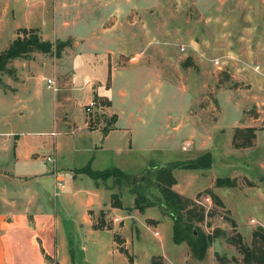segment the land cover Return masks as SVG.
I'll list each match as a JSON object with an SVG mask.
<instances>
[{
  "label": "rangeland",
  "instance_id": "rangeland-1",
  "mask_svg": "<svg viewBox=\"0 0 264 264\" xmlns=\"http://www.w3.org/2000/svg\"><path fill=\"white\" fill-rule=\"evenodd\" d=\"M248 1L136 0L133 10L137 22L136 28L131 31L134 38L130 39L125 34L119 41H112L111 47L128 46L136 52L143 51L139 55L128 53L123 60L122 66L135 68L136 63L142 61L149 65L142 74L138 73L139 77H134V72L127 73L128 78L140 79L139 85L133 84L131 87L133 94L144 97L156 92L152 85H142V81L155 79V71L164 84L152 102L148 98L137 102L147 122L141 126L140 134L132 137L131 150L122 146L114 151L112 146L115 144L111 141L105 146L103 132L98 128L89 129L85 123L93 111L86 112L84 106L95 94L91 90L94 81L86 84L84 76L99 74L102 78V70L87 65L93 57L85 52L80 53V39L71 37L65 40L66 45L55 54L53 46L59 41L56 39L50 42V52H32L28 57L13 58L7 64L1 79H6L9 86H0V112L6 111L15 133L34 132L27 136L31 144L30 152L35 156L29 167L37 173H49L53 166L77 169L88 165L93 170L118 168L128 175V180H119L114 185L115 193L124 206L121 207L126 210L116 213L130 214L136 210L135 215H132V219L122 220L111 212L105 214L104 222L110 226L114 223L122 225L124 221L122 233L130 238V245H117L115 250L114 247L110 249L109 244H104L101 249L95 250L88 244L83 251V245L73 243L70 254L75 264H150L152 255L165 254L172 260L180 259L182 252L190 255L185 242L174 243L172 219L160 207H148L142 213L134 209L130 184L144 182L146 175L143 180L140 178L149 165L162 166L174 161L195 159L206 152L211 155L210 168L173 170L176 178L173 189L191 199L198 197L197 200L203 196L210 197L204 193L205 189H210L220 198L221 206L214 204L212 199L208 208L203 206L204 220L197 223L206 235H214L206 251V260L210 257L217 264L218 254L231 259L230 264H244L238 244L227 238L240 234L242 241L250 245L253 231L257 227L264 228V104L260 102L264 100V68L254 62L247 52L252 47L248 48L246 38L250 39L256 33L255 18L253 26L246 22L250 12V8L246 7ZM106 12L99 11L100 18L95 20L77 21L69 27L70 32L80 27V31H77L80 33H76L80 35L89 30V25L96 24L98 27L100 20L106 18ZM225 30L229 33L222 35ZM8 31L6 45L13 38ZM29 33L17 30L14 37L26 38ZM181 45L185 47L184 51L180 50ZM4 47L2 43L0 50ZM108 56L110 59L111 55ZM133 56L136 57L135 61L132 60ZM219 57L226 61L222 68H217L211 62L212 58ZM255 65L259 67L258 71L253 68ZM55 69L64 70L62 74L69 73L68 86L63 83V76H57ZM45 78L54 80L57 87L55 93L45 87ZM128 78L120 82L125 84L129 82ZM2 87L10 91L13 87L16 89L4 94ZM54 97L61 98L56 112ZM131 104L134 102H128L125 110H130L128 107ZM115 105L117 107L118 104ZM83 113L84 118L78 116L83 117ZM56 115L59 118L57 121L54 118ZM71 120H75V126ZM236 125L256 129L253 145L245 148L233 146L230 136ZM135 127L139 128L137 124ZM52 129L58 132L54 138L49 136ZM54 143L56 151L53 152ZM53 153L55 159L52 163L40 158ZM72 169L61 170L64 185L61 191L65 193L64 207L75 217L84 193H72L78 189L87 191L94 179L84 174L81 180L77 178L71 185L69 171L76 173V169ZM19 171L26 173L23 167ZM218 177L232 178L235 186H215ZM48 178L42 189L52 197L53 185ZM108 179L100 178L98 183H107ZM147 187L153 194L157 193L153 185L145 184L144 188ZM144 188L140 190L142 193H146ZM57 208H60L59 205ZM115 216L118 217L117 221L113 220ZM131 220L133 222L129 229L127 224ZM154 231L158 232L159 237L153 234ZM164 264L171 263L164 259Z\"/></svg>",
  "mask_w": 264,
  "mask_h": 264
},
{
  "label": "crops",
  "instance_id": "crops-1",
  "mask_svg": "<svg viewBox=\"0 0 264 264\" xmlns=\"http://www.w3.org/2000/svg\"><path fill=\"white\" fill-rule=\"evenodd\" d=\"M249 1L246 4V7L250 8L246 22L253 26L255 18L256 33L249 37L250 39L246 38L248 48L252 47L247 52L254 62L264 68V0ZM135 6L136 0H0V45L3 43V47L6 46L8 26L10 27L8 32L13 34V38L18 29H35L41 39L48 42H53L56 39L65 41L71 37L80 39V53L85 52L93 57V60L87 65L102 70V78L99 74L98 76L95 74H85L84 76V80H89V83L94 81L91 90L95 96L92 99L97 101L94 110L92 109L91 118L85 123L89 129L98 128L103 132L102 141L105 146L110 141L114 142L115 145L112 146L114 151L121 149L122 146L129 150L132 149V137L136 134L139 135L141 126L147 122L145 114L139 109L137 102L142 98H148L152 102L164 84V80L158 77L159 75L155 71V79L142 81V85H152L156 92L152 95L151 93L145 94L144 97L133 94V91H130L131 87L135 84L139 85L140 79L131 76L128 78L127 73L134 72V77H139L138 73L142 74L143 69H148L149 65L142 61L136 63L137 67L135 68L122 66L123 60L128 53L133 52L132 55H139L143 51L136 52L128 46L111 47L112 41H119L125 34L130 39L134 38L131 31H134L137 22V15L133 10ZM251 8L255 10V13ZM103 10L108 12L104 16L106 18L100 20L98 27L96 24L89 25V30L80 35H76V33H80L77 32L80 31V27L70 32L69 27L72 24L77 21L85 22L100 18L99 11ZM226 31L222 35L229 33ZM49 34L50 37L47 36ZM78 40L75 42V47L78 45ZM160 50L163 52V49ZM109 54L111 55L110 59ZM63 71L61 69L57 71V76H63V83L68 86L69 73L62 74ZM126 77L129 82L126 81L125 84H122L120 80L123 81ZM19 80L24 82L22 79ZM3 84L9 86L8 81L6 79L2 81L0 75V86ZM15 89L13 87V90L10 91L4 90L2 87L4 94L13 92ZM60 99L54 97L55 112ZM128 102H134V104L128 107L130 110H125ZM260 102L264 104V100ZM115 103L119 106L116 107ZM6 115V111L0 112V264H75L70 251L71 245L73 243L78 245V242L81 246L83 245V251L88 244L95 250L101 249L100 247L104 244H109L110 249L114 247L115 250H117V245L128 247L131 241L122 233L125 226L124 221L122 225L114 223L104 226L105 214L114 212L115 215L120 216V219L125 220L126 218L132 219V215L136 213V210L131 211L130 214L116 213L118 210H126L122 209L124 207L122 204V207L111 205V195L116 192L113 178L110 177L107 183L103 184H99L98 179H94L87 191L78 189L73 192L72 195L79 192L84 193L80 198L79 212L73 217L64 207L65 193L61 191L63 189L53 195L54 179L52 174V169L55 168L58 170V176L62 178L61 170L72 168L53 166L50 167L49 173H37L36 170L29 167L35 156L30 152L31 144L28 143L27 136H31V133L34 132L15 133L16 130ZM78 116L84 118V113L83 117ZM54 118L57 121V115ZM58 121L60 122V120ZM72 121L75 126V120L70 122L72 123ZM135 124L139 128H136ZM60 125L63 127L62 122ZM234 127L243 128L237 125ZM52 131L56 133L51 135ZM57 133L55 129H52L49 136L54 138ZM254 133L256 134V129ZM230 137L232 143L233 135L231 134ZM54 151H56L55 143ZM43 157L44 155L40 156L41 159ZM21 167L26 173H20ZM69 174L72 185L73 181L82 178L85 173L69 171ZM46 175L49 177L48 180H51L49 183L53 185L52 197L42 189V186L47 182ZM57 205L60 208H57ZM104 207L107 209H103ZM132 222L131 220L127 224L129 229H131ZM83 256L85 257V255ZM162 256L171 264H214L210 257L206 260V255L198 261H195L191 255H184V252L177 260H172L165 254Z\"/></svg>",
  "mask_w": 264,
  "mask_h": 264
},
{
  "label": "trees",
  "instance_id": "trees-1",
  "mask_svg": "<svg viewBox=\"0 0 264 264\" xmlns=\"http://www.w3.org/2000/svg\"><path fill=\"white\" fill-rule=\"evenodd\" d=\"M21 32H27L28 37L19 38L15 36L2 51H0V75L6 71L7 64L16 57H28L32 52L48 53L51 50L52 44L42 40L35 29H18ZM66 42L58 41L54 43L55 54L58 50L65 46ZM255 128L248 127L246 129L235 128L232 144L235 148H245L253 144L255 137ZM212 164L211 155L206 152L202 156L195 159L185 161H174L162 166L149 165L145 170L146 180L144 182H131L132 193L134 194V209L143 212L146 208L158 206L163 213L167 214L172 219V239L174 243L180 244L185 242L189 248L190 255L197 260H202L208 247L212 243L214 235H206L197 223L204 220L205 210L203 206L198 204L195 199H191L182 195L173 189L176 184V178L173 175L175 169H208ZM76 173H85L93 179H107L112 177L116 185L119 180H128V175L118 168H111L96 171L86 165L78 168ZM150 179H149V178ZM151 182L153 184H151ZM145 184L153 185L157 193H152L150 188H144ZM215 186L234 187L235 182L230 177H218L215 179ZM144 188V192L140 191ZM204 193L209 194L213 203L222 205L220 198L210 189H205ZM111 205L120 207L121 202L116 193L111 195ZM104 226L106 224L104 223ZM217 235V234H216ZM230 242L236 243L243 255L244 264H264V228L257 227L252 233V243L245 244L242 241L240 234L236 237H228ZM127 252V251H126ZM125 252V253H126ZM127 254V253H126ZM131 261V257L128 256ZM217 264H230L231 259L225 255H216ZM150 264H164L162 255H153L150 259Z\"/></svg>",
  "mask_w": 264,
  "mask_h": 264
},
{
  "label": "built area",
  "instance_id": "built-area-1",
  "mask_svg": "<svg viewBox=\"0 0 264 264\" xmlns=\"http://www.w3.org/2000/svg\"><path fill=\"white\" fill-rule=\"evenodd\" d=\"M185 47L183 45L180 46V50L181 51H184ZM132 60L135 61L136 60V57L133 56L132 57ZM211 62L217 67V68H222V64L225 63L226 61L223 60L222 58H212L211 59ZM255 70H259V67L258 66H254L253 67ZM45 87L47 89H50L53 93L57 91V87L55 86V82L52 78H45ZM84 83H89V80L85 79L84 80ZM97 101L95 99H91L88 103H86V105L84 106V110L86 112H90L92 110V108L96 105ZM55 132L52 131L51 132V135H54ZM185 148V147H184ZM43 159L45 161H48V162H53L54 161V156L52 154H48V155H45L43 157ZM52 174H53V184H54V189H53V195H56L57 191L58 190H61L64 188V185L62 183V179L60 176H58L59 174L57 173V171L55 170V168L52 169ZM210 197L209 196H203L202 199L200 200H196V202L198 204H200L201 206H204L206 208H208L207 206H210ZM114 221H117L118 218L114 217L113 218ZM154 235L158 236V232L157 231H154L153 232Z\"/></svg>",
  "mask_w": 264,
  "mask_h": 264
},
{
  "label": "water",
  "instance_id": "water-1",
  "mask_svg": "<svg viewBox=\"0 0 264 264\" xmlns=\"http://www.w3.org/2000/svg\"><path fill=\"white\" fill-rule=\"evenodd\" d=\"M145 178V173L141 176L140 180H143Z\"/></svg>",
  "mask_w": 264,
  "mask_h": 264
}]
</instances>
